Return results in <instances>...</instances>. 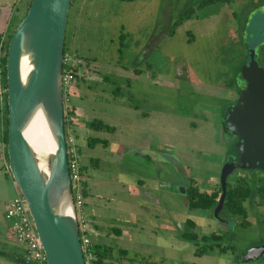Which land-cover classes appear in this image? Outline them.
<instances>
[{"label": "rangeland", "instance_id": "374dc122", "mask_svg": "<svg viewBox=\"0 0 264 264\" xmlns=\"http://www.w3.org/2000/svg\"><path fill=\"white\" fill-rule=\"evenodd\" d=\"M203 1L72 0L65 49L83 64L72 86L77 92L66 105L84 107L82 124L101 120L114 130L87 126L77 133L66 128V134L76 137L85 166L91 239L113 247L115 262L264 264V255L260 260L241 258L247 248L264 246V205L258 204L256 191L245 203L250 225L242 226V218L227 209L220 219L214 209L190 210L176 186L180 179H194L207 192L220 185L233 148L222 114L236 96L232 83L249 51L264 43L260 0L200 7ZM253 3L245 14L243 7ZM9 7L0 0V14ZM192 9V16L171 35L175 23ZM10 22L7 34L19 24ZM1 69L0 58V78ZM0 97L2 141L3 94ZM89 137L95 139L91 144ZM136 149L143 155H136ZM7 164V155L0 151V250L24 253L8 217L9 203L20 191ZM240 175L249 176L255 187L263 171L238 169L229 179L234 182ZM188 218L197 222L201 234L222 235L221 247L228 251L218 247L196 256V245L182 240L177 227ZM120 248L128 250V258H121ZM0 264L16 262L0 255Z\"/></svg>", "mask_w": 264, "mask_h": 264}, {"label": "water", "instance_id": "95a60500", "mask_svg": "<svg viewBox=\"0 0 264 264\" xmlns=\"http://www.w3.org/2000/svg\"><path fill=\"white\" fill-rule=\"evenodd\" d=\"M72 0H32L27 14L14 30L7 53L6 123L10 174L25 198L47 264H87L82 250L77 211L70 178L66 142L63 60ZM251 52L243 75L249 87L238 107L227 114L229 131L238 136L240 161L226 163L227 177L236 168L264 170V69ZM39 137L44 142L35 145ZM44 147V148H43ZM259 249H262L261 247ZM252 248L244 259L256 258Z\"/></svg>", "mask_w": 264, "mask_h": 264}, {"label": "trees", "instance_id": "16d2710c", "mask_svg": "<svg viewBox=\"0 0 264 264\" xmlns=\"http://www.w3.org/2000/svg\"><path fill=\"white\" fill-rule=\"evenodd\" d=\"M127 1H133V0H127ZM231 1L232 0H204L201 3L200 7L207 6L210 4H215V3H222V4L230 3ZM30 4H31V2H30ZM193 13H194L193 9L188 11L187 13H184L181 16L180 20H178L175 23L174 28H172L171 35L174 33L176 28L184 20H187L188 18H190ZM26 14H27V12L25 13V15ZM262 27L264 28L263 25H262ZM14 30H15V28H14ZM14 30L11 31L7 35L5 41H4V43L0 49L1 54H2L0 58L2 60L3 68H4L3 71L1 69L0 82H1L2 86L4 87L3 97H4L5 126L7 123V114H8L6 62H7L8 45H9V42H10V39L12 37ZM65 48H66V45H65ZM65 53H66V49H65ZM80 67H81V64H79V66L77 67V70H80ZM67 119H68V115L65 114V127L67 125H69V121H67ZM87 126L89 128H92V129H95L98 131L114 130V127H112L108 124H105L101 120L89 121ZM3 140L6 141V127L4 130ZM94 140L95 139H93L92 137H89L88 138L89 144H91ZM93 162H95V161H93ZM83 170H85V166H83ZM254 191H256V193L260 196V201H259L260 204H264V176L259 178L258 183L255 187H253L251 185L250 180L247 177L240 178L239 180L236 181V183L234 185H232L228 182V193H227L226 202H225L226 208L232 214L245 215L246 214V208L244 206V201L247 200L248 198H250L254 194ZM193 192H194V196L191 200L190 207L193 209H195V208L209 209V208H213L216 205V203L218 201L217 198L221 192V188L219 187V189L217 191H213L212 193L201 192L198 188H194ZM85 194L87 195V193H85ZM195 227H196L195 221L190 219L186 225L187 231L182 234V237L186 240H189V241H192V242H195L198 244H199V242L203 243V245L197 250L198 255L207 253L210 250H213L219 246V244H220L219 243V239H220L219 236H217L216 234H213L210 236H203L201 239H199L198 233L193 230ZM91 248H92V250L96 256V259L94 260L93 264H122L120 259L117 262H114L112 260V257H113L112 255H113V251H114L113 247H111V246L107 247L101 243H92ZM120 254H121V258H123V257L128 258V250H126V249H120ZM0 255H4V256L11 258L14 262H16V264H27V262L25 260L24 253H19L18 251H15V250L11 251L10 253L9 252L7 253L4 250H0Z\"/></svg>", "mask_w": 264, "mask_h": 264}, {"label": "built area", "instance_id": "2783aa9c", "mask_svg": "<svg viewBox=\"0 0 264 264\" xmlns=\"http://www.w3.org/2000/svg\"><path fill=\"white\" fill-rule=\"evenodd\" d=\"M77 63L70 53L64 55L63 60V88H64V110L68 115L73 109L66 105L69 100V94L77 76ZM3 94V91H1ZM70 105V102H69ZM69 113V114H68ZM68 148V161L74 203L77 211L79 234L85 261L87 264H93L96 256L91 248L92 239L90 233V219L85 214V195H84V174L80 160L79 148L76 138L72 135H66ZM0 151L6 157V141H0ZM8 165V164H7ZM8 172L9 167L7 166ZM8 217L12 220V230L17 243L24 247V255L27 264H47V255L43 249L41 240L37 234L34 221L30 215L27 202L19 192L9 203Z\"/></svg>", "mask_w": 264, "mask_h": 264}, {"label": "flooded vegetation", "instance_id": "af4514ba", "mask_svg": "<svg viewBox=\"0 0 264 264\" xmlns=\"http://www.w3.org/2000/svg\"><path fill=\"white\" fill-rule=\"evenodd\" d=\"M125 1V0H124ZM254 3H256V2H254ZM252 4V6L251 7H247V8H245V7H243V11H244V13L246 14L247 12H249V10L250 9H253L254 8V6L256 5V4ZM257 3H260L259 5H260V7H264V0H260L259 2H257ZM71 5H72V3H71ZM8 33V30H7V32L6 33H1V34H3L4 36H5V39H6V37H7V34ZM193 38H194V35H192V37L190 38V40H193ZM5 39L2 41V42H0V49H1V47H2V45H3V43H4V41H5ZM66 45V44H65ZM254 52H255V55H254V58H255V60H256V62L258 63V66L259 67H261V68H263L264 69V43L263 42H260L258 45H257V47H255L254 49ZM252 50V51H253ZM251 51V52H252ZM250 51H249V54L251 53ZM66 53H69V52H66ZM65 53V54H66ZM248 54V56H249V58L245 61V63H243V65L240 67V71H239V75H238V77H237V80H236V82L235 83H232V85H234L235 86V88H236V93H235V98H232V100H231V103L225 108V110H224V113L222 114V118H223V129H224V131H225V133H227V135H228V138H230V139H232L233 141H232V152H230V154H228V158H227V161H226V163H235L236 165L239 163V161H240V151H239V149L236 147V144H237V142H238V136H236L235 134H233L232 132H230L229 131V128H228V125H227V114H228V112L230 111V110H232V109H234V108H236V107H238V105H239V103H238V99H239V97H240V95H241V93L243 92V91H245L248 87H249V81L244 77V75H243V68H244V66H247V67H250V59H251V54L249 55ZM72 55V54H71ZM76 63H77V67L79 66V64H83V62L80 60V61H75ZM76 70H77V68H76ZM81 75V72H80V70H77V76H78V78H79V76ZM70 94H71V92H70ZM70 94H69V100H70ZM70 102V104H71V100L69 101ZM72 107V106H71ZM73 108V107H72ZM67 121H69V119H67ZM66 128H68L69 130H71L70 129V122H69V125H67L66 126ZM72 132V131H71ZM71 132L69 133V134H71ZM73 133V132H72ZM67 135V134H66ZM73 135V134H72ZM74 136V135H73ZM75 137V136H74ZM76 138V137H75ZM228 140V139H227ZM77 141V140H76ZM78 145V144H77ZM134 153L136 154V155H140V156H142L143 154H141L142 152L140 151V150H135L134 151ZM164 156H166V155H164ZM146 157H150V156H148V155H146ZM166 157H168V156H166ZM152 160V158H150V161ZM173 162V165L174 166H176V169H177V167H178V165H177V163L176 162H174V161H172ZM225 163V164H226ZM225 166V165H224ZM224 168V167H223ZM82 169H83V165H82ZM238 169H242V168H236L232 173H230L229 175H228V177H227V183H226V187H227V193H228V182L230 183V184H232V185H234L235 183H236V181L237 180H239L240 178H242V177H247L249 180H250V177L249 176H247V175H240V176H238L237 178H236V180H234V182H231L230 181V179H229V176L231 175V174H234ZM243 170H260V171H263V175L262 176H264V170L263 169H260V168H256V169H243ZM222 172H223V169H222ZM222 172H221V176H222ZM83 174H84V170H83ZM221 176H220V185L219 186H217V187H215L212 191H210V192H208V193H212L213 191H217L218 189H219V187L221 188V192H220V194H219V196H218V201H217V203H216V205L213 207V208H209V209H214V215H215V209H216V207L218 206V204H219V201H220V198H221V195H222V185H221ZM262 176H260V177H262ZM259 177V178H260ZM259 178L257 179V181L259 180ZM251 183V182H250ZM176 186H178L177 187V190L186 198V200H187V203H188V206H189V208H190V210H195V209H206V208H195V209H193V208H191L190 207V203H191V200H192V198H193V196H194V192H193V189L194 188H198L201 192H207V191H202L199 187H198V184L196 183V181L194 180V179H186V180H182V179H180L179 181H176ZM87 190H88V183H87V180H86V178L84 177V195H85V198H86V200H87V196H88V193H87ZM85 193H87V195L85 194ZM226 197H227V194H226ZM226 197H225V201H224V204H223V207H222V209L218 212V217H216L217 219H220V215H221V212L223 211V209H227L226 208V206H225V202H226ZM249 199V198H248ZM247 199V200H248ZM247 200H245L244 201V206H245V203H246V201ZM259 201H260V199H259ZM258 201V204L261 206V205H264V204H260V202ZM86 202L87 201H85V207H86ZM245 208H246V206H245ZM228 210V209H227ZM229 211V210H228ZM230 212V211H229ZM231 213V212H230ZM232 214V213H231ZM235 217H241L242 219L240 220V222H239V224L240 225H242V226H248V225H250V221H249V219H248V214H247V208H246V214L245 215H237V214H233ZM89 217V216H88ZM89 219H90V226H91V224H92V219L89 217ZM194 220V219H192V218H188L186 221H184V222H179L178 223V230H179V236H180V238L182 239V240H186V239H184L183 237H182V234L184 233V232H186L187 231V228H186V225H187V222L189 221V220ZM195 221V220H194ZM195 223H196V227L193 229L194 231H196L197 233H198V235H199V239H201L203 236H210V235H213V234H216L217 236H219L220 237V239H219V248L218 247H216V248H218L219 250H220V252H222V253H226L227 251H228V249H222V247H221V239H222V235H220V234H218V233H216V232H212V233H208V234H201L200 232H198V224H197V222L195 221ZM93 228V227H92ZM119 233V232H118ZM119 234H121V233H119ZM186 241H189V240H186ZM201 241V240H200ZM190 242H192V241H190ZM92 243H95V242H93L92 241ZM192 243H194L195 245H196V252H195V254H196V256H198V257H202V256H204V255H209V254H211L215 249H213V250H210L209 252H207V253H209V254H207V253H204V254H200V255H198L197 254V250L203 245V243L202 242H199V244L198 243H195V242H192ZM92 245V244H91ZM257 247V250L255 251V252H253L252 253V255H255V257L256 258H252V259H247L246 261H252V260H260V258L262 257V255H264V246L263 245H261V246H252V247H250V248H247L246 249V251L242 254V256L243 257H241V258H244L245 257V255H247V253H248V251L250 250V249H252V248H256ZM262 248V249H259V248ZM120 249H123V248H120ZM249 249V250H248ZM129 254V253H128ZM115 262V261H114ZM122 263V262H121ZM122 264H124V263H122Z\"/></svg>", "mask_w": 264, "mask_h": 264}, {"label": "crops", "instance_id": "0c3cea01", "mask_svg": "<svg viewBox=\"0 0 264 264\" xmlns=\"http://www.w3.org/2000/svg\"><path fill=\"white\" fill-rule=\"evenodd\" d=\"M10 7L8 9H4V11L0 14V34L3 33L6 29L9 30L10 21H18L20 23V19L22 20L25 16V13L28 11L30 2L32 0H3ZM20 21V22H19ZM90 78V77H89ZM77 92V87H73L72 93ZM70 94V95H71ZM0 95H2L0 91ZM1 99V97H0ZM71 100V96H70ZM73 110L69 115L70 129L73 133H77L79 131L85 130L87 131V124H82L84 117H86V111L81 104H75L72 106ZM0 110L3 112V105L0 104ZM89 122V121H88ZM87 122V123H88ZM4 123V122H3ZM5 123L2 125V135H4ZM0 173L1 170H0Z\"/></svg>", "mask_w": 264, "mask_h": 264}, {"label": "bare ground", "instance_id": "6f19581e", "mask_svg": "<svg viewBox=\"0 0 264 264\" xmlns=\"http://www.w3.org/2000/svg\"><path fill=\"white\" fill-rule=\"evenodd\" d=\"M44 142V139H42V137H39L37 140H35V145L37 146V145H39V144H41V143H43ZM44 148V147H43Z\"/></svg>", "mask_w": 264, "mask_h": 264}]
</instances>
